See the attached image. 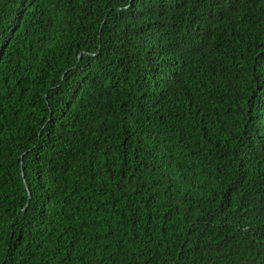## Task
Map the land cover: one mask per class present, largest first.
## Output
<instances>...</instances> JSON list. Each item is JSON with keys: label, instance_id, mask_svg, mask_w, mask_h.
<instances>
[{"label": "trees", "instance_id": "trees-1", "mask_svg": "<svg viewBox=\"0 0 264 264\" xmlns=\"http://www.w3.org/2000/svg\"><path fill=\"white\" fill-rule=\"evenodd\" d=\"M0 264H264V0H0Z\"/></svg>", "mask_w": 264, "mask_h": 264}]
</instances>
